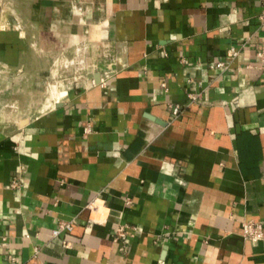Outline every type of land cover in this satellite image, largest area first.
Here are the masks:
<instances>
[{"label":"crops","instance_id":"0c3cea01","mask_svg":"<svg viewBox=\"0 0 264 264\" xmlns=\"http://www.w3.org/2000/svg\"><path fill=\"white\" fill-rule=\"evenodd\" d=\"M8 3L0 264H264L241 229L264 222V0Z\"/></svg>","mask_w":264,"mask_h":264},{"label":"built area","instance_id":"2783aa9c","mask_svg":"<svg viewBox=\"0 0 264 264\" xmlns=\"http://www.w3.org/2000/svg\"><path fill=\"white\" fill-rule=\"evenodd\" d=\"M259 18L261 20H264V5L261 8L260 14H259ZM237 54V50L234 47H230L227 50V55L225 56L224 60H221L219 62L216 63V66L218 68H222L225 66L226 61L230 60L231 58H233L234 56H236ZM262 53H260L259 55H261ZM112 69L109 68V70H105V73H109V71H111ZM100 82L103 83L104 79L100 78ZM189 101H198L199 100V96L198 95H194V94H189L188 95ZM181 110V105L178 103L172 104L170 106V112L172 116H177L180 113ZM89 209H93L96 208V204L95 202H91L88 205ZM92 223L89 222L87 224V226H91ZM127 226L123 225V226H119L117 228V238H120L122 240V249H124L126 247V235H124V230ZM61 229H66V230H71L72 229V224L71 222H62L59 224V226L53 230V235H57ZM241 229H242V236L245 240H248L252 243H257L260 240H262L264 238V222L262 221H255V220H245L241 223ZM3 245V244H2ZM16 262V258L14 255H9L8 256V264H15Z\"/></svg>","mask_w":264,"mask_h":264},{"label":"rangeland","instance_id":"374dc122","mask_svg":"<svg viewBox=\"0 0 264 264\" xmlns=\"http://www.w3.org/2000/svg\"><path fill=\"white\" fill-rule=\"evenodd\" d=\"M2 3H3V0H0L1 5H2ZM6 3H8V5L11 6V0H6ZM77 47H75V49L73 50L74 53L77 52V50H76ZM88 52H89L88 49H84L80 53H82L86 58L88 56ZM75 56H77V55L75 54ZM89 56H91V55H89ZM74 62L76 63V61H74ZM86 62H88V61L84 62V64H85L84 68L87 67ZM75 67H77V65L67 63L66 60L65 61L57 60V62L55 63V66H54V68L56 70L55 73L57 75L55 77V82H53V85L50 87V92H51L50 94H51V96H53V98L59 97L61 95V92L56 87V85H58V84L61 85V83L63 84L67 78L72 80L75 77V75H77V72L75 71ZM79 67L81 69L83 68L80 65H79ZM62 71H63V73L65 72L64 74L68 73L67 74L68 76L65 75V77H63ZM63 79H64V81L62 82ZM0 101L2 102V103H0L1 104L0 105L1 117H4V118L9 117V118L13 119V118H17L22 113V111H25V110H20L19 108H17L18 107L17 106L18 105V94H16V93H12V92L0 93Z\"/></svg>","mask_w":264,"mask_h":264}]
</instances>
